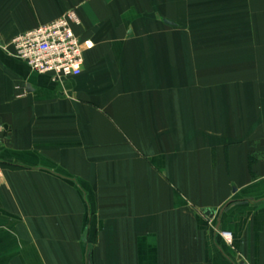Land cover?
Segmentation results:
<instances>
[{
    "label": "crops",
    "instance_id": "0c3cea01",
    "mask_svg": "<svg viewBox=\"0 0 264 264\" xmlns=\"http://www.w3.org/2000/svg\"><path fill=\"white\" fill-rule=\"evenodd\" d=\"M67 11L78 76L13 56ZM261 25L264 0H0V264H264Z\"/></svg>",
    "mask_w": 264,
    "mask_h": 264
},
{
    "label": "built area",
    "instance_id": "2783aa9c",
    "mask_svg": "<svg viewBox=\"0 0 264 264\" xmlns=\"http://www.w3.org/2000/svg\"><path fill=\"white\" fill-rule=\"evenodd\" d=\"M73 24H78V19L74 12L67 11L49 23L16 35L9 42L13 56L22 60L31 71L49 74L52 79L78 76L83 64V50L91 44L79 42L72 30ZM2 134L0 124V140ZM218 236L225 244H231L229 231H218Z\"/></svg>",
    "mask_w": 264,
    "mask_h": 264
},
{
    "label": "rangeland",
    "instance_id": "374dc122",
    "mask_svg": "<svg viewBox=\"0 0 264 264\" xmlns=\"http://www.w3.org/2000/svg\"><path fill=\"white\" fill-rule=\"evenodd\" d=\"M223 26H224V28H226V29H228V27H232L231 24H230V25H228V24H224ZM259 27H260V28H257V33H263V30H264L263 27H264V26L261 25V26H259ZM232 42L238 46V41H232ZM232 42L226 40V41H225V46H226V47H232V46H233ZM250 42H253V40H250ZM240 43H241V45H242V43L248 44V40H241Z\"/></svg>",
    "mask_w": 264,
    "mask_h": 264
},
{
    "label": "trees",
    "instance_id": "16d2710c",
    "mask_svg": "<svg viewBox=\"0 0 264 264\" xmlns=\"http://www.w3.org/2000/svg\"><path fill=\"white\" fill-rule=\"evenodd\" d=\"M252 161H253V156L250 155V157H249V162H250V164H251Z\"/></svg>",
    "mask_w": 264,
    "mask_h": 264
},
{
    "label": "water",
    "instance_id": "95a60500",
    "mask_svg": "<svg viewBox=\"0 0 264 264\" xmlns=\"http://www.w3.org/2000/svg\"><path fill=\"white\" fill-rule=\"evenodd\" d=\"M208 212L206 211L205 214H207Z\"/></svg>",
    "mask_w": 264,
    "mask_h": 264
}]
</instances>
